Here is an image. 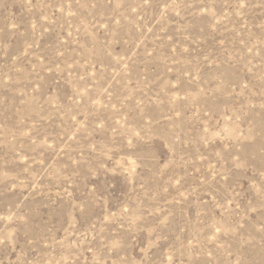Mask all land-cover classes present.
Segmentation results:
<instances>
[{
    "label": "rangeland",
    "instance_id": "374dc122",
    "mask_svg": "<svg viewBox=\"0 0 264 264\" xmlns=\"http://www.w3.org/2000/svg\"><path fill=\"white\" fill-rule=\"evenodd\" d=\"M0 264H264V0H0Z\"/></svg>",
    "mask_w": 264,
    "mask_h": 264
}]
</instances>
